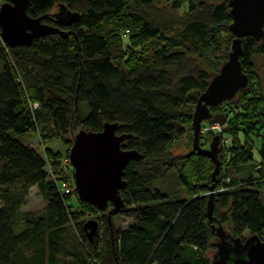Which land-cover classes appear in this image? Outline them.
Instances as JSON below:
<instances>
[{"label": "trees", "instance_id": "obj_1", "mask_svg": "<svg viewBox=\"0 0 264 264\" xmlns=\"http://www.w3.org/2000/svg\"><path fill=\"white\" fill-rule=\"evenodd\" d=\"M228 3L29 0L27 13L45 15L46 23L54 24L59 4L79 18L62 27L66 37L51 34L13 48L0 38V264H210L216 236L206 208L214 163L171 148L193 139V108L210 80L198 60L217 69L228 58L234 37ZM255 55L264 58V25L260 41H242L248 87L217 107L228 108L227 141L219 148L213 216L234 236L247 231L264 239L257 188L264 185V89ZM106 122L132 134L123 148L141 156L128 162L120 190L125 207L109 219L78 198L54 150L45 151L53 153L46 154L50 167L22 140L32 132L45 144L51 136L66 139L77 126L100 131ZM212 136L201 134L200 144ZM32 187L45 204L22 211ZM73 193L75 206L68 203ZM86 206L102 213L91 241L83 229ZM118 214L130 221L114 226Z\"/></svg>", "mask_w": 264, "mask_h": 264}, {"label": "water", "instance_id": "obj_2", "mask_svg": "<svg viewBox=\"0 0 264 264\" xmlns=\"http://www.w3.org/2000/svg\"><path fill=\"white\" fill-rule=\"evenodd\" d=\"M29 0H4L0 3V38L9 47L28 46L35 39L51 34L66 37L69 26L79 18L63 4L58 13L52 14L54 24L43 22L45 15L32 17L27 13ZM231 22L227 26L233 34L228 59L218 72L210 77L206 89L200 94L192 116V148L206 155L214 163L209 185L206 214L215 232L216 250L210 264H264V241L257 234H250L243 241L233 236L213 216L214 194L221 161L218 157L221 136L214 134L207 148L199 143L202 122L223 126L224 113H212L211 107L232 100L249 84V76L241 65L242 41L250 36L256 41L263 37L264 0H229ZM118 122L104 123L102 130L79 129L72 138L69 161L73 168L76 195L100 211L111 212L124 209L120 190L125 188L123 178L130 160L141 156L133 149L123 146L132 139L130 133H117ZM83 229L91 241L98 231V221L88 219Z\"/></svg>", "mask_w": 264, "mask_h": 264}, {"label": "rangeland", "instance_id": "obj_3", "mask_svg": "<svg viewBox=\"0 0 264 264\" xmlns=\"http://www.w3.org/2000/svg\"><path fill=\"white\" fill-rule=\"evenodd\" d=\"M0 2H1V0H0ZM161 4L163 5L164 2H161ZM183 9H184V7L181 8V9H178L177 13L178 14H182ZM57 10H58L57 8L54 9V12H57ZM230 50H231V45L229 47L228 54H229ZM227 59L228 58L223 60V62H225ZM253 61L255 63V70L257 72V74L255 73V75L256 76L259 75L262 78L263 89H264V58H263V56L255 55L254 58H253ZM198 62L201 64L203 69L208 71L210 77L213 76L214 74H216L218 72L220 66H221L220 65L217 69L216 68L213 69L205 61H203L202 59H199ZM253 76H254V74H253ZM249 80H250V78H249ZM237 96L238 95H236L233 99L236 100ZM32 104L36 105L35 103H32ZM217 107L218 106L211 107L210 111L212 113L216 114V113H223L224 109H228L227 107L226 108L225 107H223V108L220 107V108L217 109ZM194 109H195V106L193 108V111H194ZM81 110H83V107H81ZM79 129H85V128H82L80 126L75 127L66 136L67 137L66 139H60L57 136H53V137L51 136V137L48 138L50 141L49 140L46 141L45 144H43L42 141L38 140V137H37V135L35 133H34V137H33V134H28L26 137L29 139V142L33 145V147H35L37 149V151H39L41 153V155H43V157L46 159V161L49 162L50 167H51V164L53 162V158H52V156L50 157L49 155H46V154H50V153L53 154L52 152H49V151L54 150L56 155L60 157L59 160H60V162L62 164L63 170L65 171L66 175H68L69 177L71 175L73 177V168L71 167L70 161H69V164L67 165V160H69V158L66 157V156L69 155V151H70V148H71V145L68 142L72 141V136ZM204 136H206V135H204ZM21 138H22V136H21ZM67 140H68V142H67ZM201 140L203 141L204 145L203 144H200V145L208 147V145L210 143V140H209V142L206 139H201ZM199 143H200V140H199ZM256 145H257V142H256ZM47 147L49 148V151L47 153H45ZM191 150H193V148H192V140H190L189 138H187L185 140L181 139L176 145H174L171 148V151L174 154L188 153ZM253 150L256 151L257 148L254 147ZM193 151H195V150H193ZM47 167L50 168L49 165H47ZM221 170L223 171L224 167L221 168ZM235 175L238 176V177L239 176L244 177L246 174H243V175L242 174H235ZM257 188L261 191V194H262V196L264 198V185H261L260 187L257 186ZM76 202H77V198H76V195L73 193V195H71L68 203H71V204H73V206H75L77 204ZM44 204H45V202L42 199V197L38 194L37 188L36 187H32L28 191V195H27V198H26V204L22 207V211L37 210V209L42 208L44 206ZM81 209H83V211H84L83 220H85V221L88 220V219H96V218L98 219L102 215V213H100V212H97V213L94 212L93 213L92 209L89 208L88 206L81 207ZM129 221H130L129 219H127L126 217H124V216H122L120 214L114 216V218L112 219V223H113L114 226H121V225L125 226ZM225 228L226 229L227 228L230 229V226L225 225ZM243 235L246 237V236H249L250 234L247 231H244ZM212 253H213V251H211V250L208 252V255H209L210 258L212 256Z\"/></svg>", "mask_w": 264, "mask_h": 264}, {"label": "built area", "instance_id": "obj_4", "mask_svg": "<svg viewBox=\"0 0 264 264\" xmlns=\"http://www.w3.org/2000/svg\"><path fill=\"white\" fill-rule=\"evenodd\" d=\"M222 132V127L219 125H214V124H205L203 125L202 129H201V134H206V133H221ZM226 145V143L222 142V146ZM69 164V160H67V165ZM70 174V173H69ZM64 191L66 193H69L73 190L72 187H70V183L69 182H65L64 183Z\"/></svg>", "mask_w": 264, "mask_h": 264}, {"label": "clouds", "instance_id": "obj_5", "mask_svg": "<svg viewBox=\"0 0 264 264\" xmlns=\"http://www.w3.org/2000/svg\"><path fill=\"white\" fill-rule=\"evenodd\" d=\"M204 123V124H203ZM205 124H209V122H202V126H201V129H202V127H203V125H205ZM225 125V124H224ZM224 125L223 126H221L222 127V129H223V127H224ZM214 134H219L220 136H221V141H220V146L222 145V142H225L226 143V139L224 140V139H222L223 138V135H222V132L221 133H213V135ZM202 146V145H201ZM203 147V146H202ZM207 146H205L204 148H206ZM73 182H74V178H73ZM74 190H75V184H74ZM76 192V191H75Z\"/></svg>", "mask_w": 264, "mask_h": 264}, {"label": "crops", "instance_id": "obj_6", "mask_svg": "<svg viewBox=\"0 0 264 264\" xmlns=\"http://www.w3.org/2000/svg\"><path fill=\"white\" fill-rule=\"evenodd\" d=\"M28 134H33V137H34V133L30 132V133L24 134L22 140L26 141L28 144H30L33 147V145L29 142V139L26 137ZM33 148L36 149L35 147Z\"/></svg>", "mask_w": 264, "mask_h": 264}, {"label": "flooded vegetation", "instance_id": "obj_7", "mask_svg": "<svg viewBox=\"0 0 264 264\" xmlns=\"http://www.w3.org/2000/svg\"><path fill=\"white\" fill-rule=\"evenodd\" d=\"M43 22H46V20L43 18V20H42ZM228 231V230H227ZM229 232V231H228ZM230 233V232H229ZM234 236V235H233ZM235 237V236H234ZM237 237H240L241 239H242V241L247 237H245L244 235H241V236H237ZM261 240H263L264 241V239H261ZM213 253H214V251H213ZM213 253H212V256H213ZM212 256H211V258H212ZM210 258V259H211Z\"/></svg>", "mask_w": 264, "mask_h": 264}]
</instances>
